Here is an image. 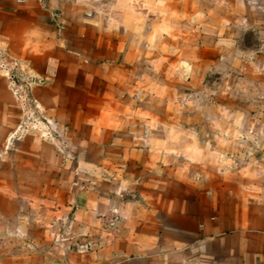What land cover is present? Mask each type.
I'll return each mask as SVG.
<instances>
[{
  "label": "crops",
  "instance_id": "crops-1",
  "mask_svg": "<svg viewBox=\"0 0 264 264\" xmlns=\"http://www.w3.org/2000/svg\"><path fill=\"white\" fill-rule=\"evenodd\" d=\"M0 51L54 133L0 72V264H264V0H2Z\"/></svg>",
  "mask_w": 264,
  "mask_h": 264
},
{
  "label": "built area",
  "instance_id": "built-area-1",
  "mask_svg": "<svg viewBox=\"0 0 264 264\" xmlns=\"http://www.w3.org/2000/svg\"><path fill=\"white\" fill-rule=\"evenodd\" d=\"M2 1V0H0ZM18 3L24 0H16ZM16 65V64H15ZM5 60L0 51V72L6 76L9 90L20 113V121L17 130L26 132L28 129H36L42 138H54L52 121L43 118L42 110L37 100L31 95V87L42 83L43 80L32 76L21 75L16 67Z\"/></svg>",
  "mask_w": 264,
  "mask_h": 264
},
{
  "label": "rangeland",
  "instance_id": "rangeland-1",
  "mask_svg": "<svg viewBox=\"0 0 264 264\" xmlns=\"http://www.w3.org/2000/svg\"><path fill=\"white\" fill-rule=\"evenodd\" d=\"M200 2L203 3V0H200ZM196 15L200 16L201 14H199V13L196 12ZM165 16H166L167 18H166ZM170 16H171V15H166V14H164V13L162 14V17L165 18V21H167L168 18L171 19ZM197 18H198V17H197ZM176 20H180V21H181V20H184V19H178V18H176Z\"/></svg>",
  "mask_w": 264,
  "mask_h": 264
}]
</instances>
